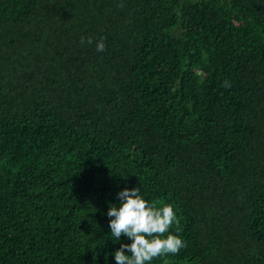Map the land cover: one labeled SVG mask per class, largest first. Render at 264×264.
Here are the masks:
<instances>
[{"label": "trees", "instance_id": "16d2710c", "mask_svg": "<svg viewBox=\"0 0 264 264\" xmlns=\"http://www.w3.org/2000/svg\"><path fill=\"white\" fill-rule=\"evenodd\" d=\"M125 187L264 264V0H0V264H116Z\"/></svg>", "mask_w": 264, "mask_h": 264}, {"label": "clouds", "instance_id": "9594fccd", "mask_svg": "<svg viewBox=\"0 0 264 264\" xmlns=\"http://www.w3.org/2000/svg\"><path fill=\"white\" fill-rule=\"evenodd\" d=\"M81 43H84L83 38ZM87 43H93L91 38ZM95 46L98 52L106 47L103 39ZM225 86H229L227 82ZM118 197V204L111 203L106 213L110 239L120 243L112 253L116 264H151L154 258L178 254L186 247L178 232L171 231L179 224L172 204L147 200L139 187H125Z\"/></svg>", "mask_w": 264, "mask_h": 264}]
</instances>
